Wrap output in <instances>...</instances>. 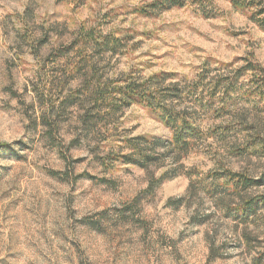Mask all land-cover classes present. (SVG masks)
Listing matches in <instances>:
<instances>
[{"label": "clouds", "instance_id": "clouds-1", "mask_svg": "<svg viewBox=\"0 0 264 264\" xmlns=\"http://www.w3.org/2000/svg\"><path fill=\"white\" fill-rule=\"evenodd\" d=\"M155 2L116 0L110 5L109 0H101L84 14L67 0H0V264H190L193 258L187 244L193 242L181 244V233L193 229L190 221L201 217H211L205 229L208 248L222 250L225 244L242 243L245 235L259 239L260 248L251 252L237 249L227 264H255V258L264 252V159L245 158L234 166L226 152L219 157L209 153L213 162L195 178L190 177L191 183L183 188L175 181L169 185L167 196L184 205L179 222L170 208L160 206L161 197L155 201L147 198L153 211H143L142 192L165 175L187 173L192 167L182 164L180 154L172 150L175 128H164L163 123L142 126L152 108L159 111L162 105L171 114H187L201 136L212 134L217 124L251 126L264 133V102L259 111L256 99L238 103L220 121L208 119L211 113L202 105V101H210L214 110L223 112L233 101L248 98L257 87V77L264 75V33L253 31L249 36L255 56L244 49L237 53L259 61L261 71L245 72L244 59L233 61L232 66L205 64L200 59L185 64L166 83L149 79L158 69L144 71L146 64H138L135 58L121 62L98 49L110 36L123 40L129 34L121 20L105 18L110 6L143 7ZM217 3L208 0V9ZM222 7L226 31L245 27L234 23L230 4ZM172 19L182 23L187 17L181 14ZM164 39L155 42L158 48L163 47ZM174 44L176 40H169L170 47ZM69 48L73 49L69 55L48 62ZM22 53L23 59H18ZM24 61L28 62L24 76L18 78V70H13L9 77L6 63ZM132 85L138 86L135 103L127 95ZM177 89L179 99L166 98L169 90ZM98 101L107 105L99 113L102 119H90L99 112ZM137 120L140 126L133 130ZM201 120L208 122L201 126ZM138 136L147 140L138 147L128 143ZM157 141L164 146L153 151ZM228 143L243 147L248 137L241 133ZM77 145L78 151L74 150ZM122 154L140 164L148 157L156 163L142 170L131 168L122 162ZM225 168L230 169V176L218 183L227 195L213 194L217 182L206 174ZM38 169H55L58 182L49 180L43 185L41 181L47 178ZM129 171L134 175H126ZM86 173L93 179L83 181ZM132 179L135 188L128 191ZM243 180L250 184L244 186ZM113 183L120 185L119 192L106 195ZM253 202L260 211L249 217L251 225L237 229L223 219L226 213L243 215ZM165 218L171 230L161 227ZM84 226H88L87 232ZM94 226L95 231L91 230ZM199 239L196 237L197 244Z\"/></svg>", "mask_w": 264, "mask_h": 264}, {"label": "rangeland", "instance_id": "rangeland-1", "mask_svg": "<svg viewBox=\"0 0 264 264\" xmlns=\"http://www.w3.org/2000/svg\"><path fill=\"white\" fill-rule=\"evenodd\" d=\"M101 0H76L73 5L72 0H67V3L72 7H78L82 9L84 14L93 10ZM208 0H183L181 6L169 5L168 7H159L157 5L152 6H137L133 5L130 8L120 7H109L108 11L104 13L105 18L109 20H121L126 26V31L129 33L123 40L117 36H110L106 38L103 44L98 45V49L103 51L105 55H112L113 58H119L121 62L126 59L135 58L138 64H146L144 71H150L151 69H158L153 72V75L164 74L171 75L167 80L174 79L181 70L184 69L185 64L192 63L194 61L203 59L205 64L209 62H219L221 65L232 66V62L244 59L247 61L245 72H249L250 66H259V61L254 62L249 60L247 56L239 57L237 53L241 50H248L252 56L256 53L252 51V44L249 41V36L253 31L264 33V19H260L264 15V7H253L248 8L245 11L236 8L232 5L229 0H218V3L214 9H208ZM109 4H116V0H109ZM230 4L235 16L234 23L243 24L245 27L239 31H226L225 15L223 14L225 9L222 5ZM195 6V7H191ZM256 9V11H251ZM260 12V13H259ZM250 13V14H246ZM185 15L186 21L177 23L173 17L177 15ZM168 19H165V18ZM87 18V17H86ZM155 27V30H154ZM87 35L91 38L92 33L89 31ZM162 37H166L163 42V47L158 48L156 41ZM169 40H176L177 44L169 46ZM151 48V51H149ZM72 48L67 49L61 53L60 56L49 59V63H54L56 59H62L63 56L69 55L72 52ZM261 56H264V52H261ZM146 57H151L150 60H145ZM18 59H23V53ZM260 67V66H259ZM9 77H11L13 70L17 71V77H23L24 73L28 70V62L17 64L16 62L6 63L5 69ZM261 71L256 69L255 72ZM252 72V71H251ZM206 78V77H205ZM167 81L163 82L166 83ZM259 89L251 90L248 98L243 100L233 101L229 108L223 111V115H219V110L213 109V104L210 101H202V105L206 108L207 112L211 115L208 117L210 120L220 121L226 119L230 114L231 108L235 107L238 103H250L253 99L257 100L255 109L261 110V103L264 102V75L258 76L255 80ZM222 82L216 86V91L220 90ZM257 87V88H258ZM261 87V88H260ZM11 91V89H6ZM28 88L25 86V91ZM35 91V87L32 89ZM15 95V92H12ZM126 104V107H130ZM96 107L99 112L96 117L90 119H102L99 113L104 112L107 105L103 101H98ZM113 110L119 111V108ZM251 115V113L249 114ZM161 114L153 113L144 117L142 126L151 128L154 124L163 123L164 128L170 129V127L161 119ZM207 120H201V126L206 124ZM140 126V121L133 124V130ZM189 129L184 133L187 145L183 146V149L179 151V159L182 164H190L192 167L189 168L187 173H177L175 175H165L158 184L149 186L147 190L140 194L139 199L143 203V211L151 214L153 211L152 203L147 198H151L155 201L157 197H161V207L167 206L175 214L177 222H179L181 214L184 212V205L182 201L175 199L171 196H167L169 185H173V182L179 184L181 188L185 184L191 183L190 177L195 178L200 172L207 168L208 164L212 163V157L209 153L215 152L217 157L222 153H227L230 157L233 165H237L243 159H264V133L257 132L254 127L244 126L242 128H234L228 124H217L213 129V133L207 136H201L200 130L193 127L190 123ZM244 133L248 137V143L241 147L240 145H230L228 142L232 140L233 136H238ZM134 141H128L133 146H139L141 140L136 139ZM207 145L206 147L204 145ZM164 146L162 142L156 143V149ZM154 149L153 151H155ZM74 150H79V146ZM178 150L174 148V151ZM178 152V151H176ZM125 165L131 166V168H137L142 170L144 167L133 163V161H125L121 159ZM77 158V163H79ZM117 163L114 161V164ZM156 163L155 160L148 161V165ZM42 177H46V180H42L43 185H47L49 180L57 181V171L55 169L37 170ZM128 176L134 174L129 171L126 173ZM209 177H213L217 182L214 184L213 194L224 192L223 186L218 182L225 176H230V169L225 168L223 171L208 172L206 174ZM234 178V177H233ZM3 177H0L2 180ZM39 179V177H37ZM83 181L93 179L91 173H86L82 176ZM58 182V181H57ZM136 181L132 179L128 182V191L135 188ZM250 182L243 180V185L248 186ZM239 187V184L236 185ZM120 185L109 184L110 191L106 195H112L115 192H119ZM163 190V191H161ZM167 196L165 199L164 197ZM19 206V205H18ZM260 211V206L257 203H250L244 211L243 215H232L226 213L223 217L224 220L228 221L229 224L234 225L237 229L242 226L251 225L249 217L255 215ZM211 217L193 218L190 223L194 225L191 230H185L181 233L182 239L181 244H187L188 241L193 243L187 244L192 260L190 264H227V262L233 259V253L240 248L251 252L261 247L259 239L244 236L242 243L236 245L225 244L222 246V250H216L206 247V231L205 229L209 225ZM129 221H125L128 223ZM161 227L171 230V225L167 223V218L161 221ZM89 230L88 226H84V231ZM96 230L95 226L91 229ZM191 234H187L188 232ZM97 235L102 237L103 233L97 232ZM196 237H199L198 244L196 243ZM69 242L70 241H66ZM73 248L76 250V245L73 243ZM255 264H264V252H260L255 258Z\"/></svg>", "mask_w": 264, "mask_h": 264}, {"label": "trees", "instance_id": "trees-1", "mask_svg": "<svg viewBox=\"0 0 264 264\" xmlns=\"http://www.w3.org/2000/svg\"><path fill=\"white\" fill-rule=\"evenodd\" d=\"M229 1L232 3V5L234 7L239 8L243 11H245L248 8H253V7L256 8L259 5L264 4V0H229ZM182 3H183V0H156V2L152 3L151 5L152 6L156 5V7H157V5L159 7H168V4L169 5L174 4L177 6H181ZM250 67L251 68H248V70H250L252 72H255L256 69H260V67L257 65L250 66ZM170 77H171V75L158 74V75H153L149 79L151 80V79L155 78V81L163 83V82L167 81ZM137 87L138 86H136V85H132L129 87L128 92H127V95L129 97V99L132 101V103L136 102L135 92H136ZM257 87L253 90L256 91L257 89H259V87L258 88ZM172 88H175V86L173 85ZM114 90L115 91H121V92L123 91V89H114ZM166 98L177 100L180 98V91L178 89L175 90L174 92L169 90ZM141 99H142V97H141ZM127 105H130V104H127ZM158 108H159V111L157 110V108L154 107L151 109V112L156 113V114L160 113L161 119L170 127V129H173V128L176 129V137H175L176 143H175L174 148L175 149L177 148L178 150H175V151H178V153H180L179 151H181L183 149V146L187 145V141H186V139H184L185 138L184 133H186L185 131H187L189 129L188 127L190 126L189 117L187 114H185L183 117L179 113L171 114L168 112L167 109L163 108L162 105L158 106ZM218 113H219V115H223V112L219 111ZM136 139H139L141 141H146L147 137H139ZM158 142L159 141H157L156 143H158ZM156 143L153 145V150L156 149ZM174 148L172 150H174ZM121 159H123L125 161H133V163H136V164L140 165L141 167H146L148 161H150L151 159L154 160L153 158L148 157L143 164H140L139 162H135L133 160V158H130V157L125 158L123 156V154L121 155Z\"/></svg>", "mask_w": 264, "mask_h": 264}]
</instances>
